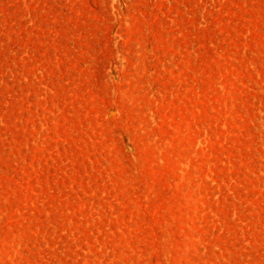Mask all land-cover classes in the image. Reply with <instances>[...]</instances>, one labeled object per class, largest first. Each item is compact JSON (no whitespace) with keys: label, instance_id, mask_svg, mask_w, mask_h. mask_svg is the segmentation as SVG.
I'll return each mask as SVG.
<instances>
[{"label":"rangeland","instance_id":"rangeland-1","mask_svg":"<svg viewBox=\"0 0 264 264\" xmlns=\"http://www.w3.org/2000/svg\"><path fill=\"white\" fill-rule=\"evenodd\" d=\"M0 264H264V0H0Z\"/></svg>","mask_w":264,"mask_h":264}]
</instances>
